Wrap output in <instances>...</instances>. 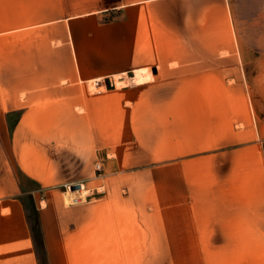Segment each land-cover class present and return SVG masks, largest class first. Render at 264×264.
<instances>
[{
	"label": "rangeland",
	"instance_id": "374dc122",
	"mask_svg": "<svg viewBox=\"0 0 264 264\" xmlns=\"http://www.w3.org/2000/svg\"><path fill=\"white\" fill-rule=\"evenodd\" d=\"M258 44L264 0H0V142L15 174V122L51 106H73L90 163L54 197V220L48 199L23 196L39 264L40 210L61 228L54 264H264V199L245 196L226 155L258 132Z\"/></svg>",
	"mask_w": 264,
	"mask_h": 264
},
{
	"label": "crops",
	"instance_id": "0c3cea01",
	"mask_svg": "<svg viewBox=\"0 0 264 264\" xmlns=\"http://www.w3.org/2000/svg\"><path fill=\"white\" fill-rule=\"evenodd\" d=\"M258 49V66L254 75L256 77H253L255 89L252 94V101L257 103L258 109V132L256 135L254 130L245 129V140L226 155L230 154L228 159L231 160V169L235 161L236 166H243L241 183L245 196L264 199V124L260 121L264 119V110H261L264 104V49L260 44ZM152 79L149 68L136 72L137 83H146ZM127 81L122 76L112 79L116 86H124ZM66 109L62 114H59L56 106L24 111L15 122L11 147L20 177L15 174L0 142V264H39L23 202L24 195L34 196L37 206L40 196L48 199L49 206L46 208H49L50 219L54 220L57 217L53 210L54 197L59 191L75 182L89 180L90 163L78 160L83 147L80 148L75 141L74 108L70 106L69 110ZM67 196L71 202H81L86 198V191L82 186L77 191H70ZM40 221L49 263L54 264L52 248L61 245L56 235L61 228L55 221L48 224L47 211L40 210ZM84 230L88 228L81 229ZM82 240L76 239L74 245L81 247Z\"/></svg>",
	"mask_w": 264,
	"mask_h": 264
},
{
	"label": "trees",
	"instance_id": "16d2710c",
	"mask_svg": "<svg viewBox=\"0 0 264 264\" xmlns=\"http://www.w3.org/2000/svg\"><path fill=\"white\" fill-rule=\"evenodd\" d=\"M37 227L39 229V233H40V237H41V244H42V247L44 248V241H43V237H42V234H41V227H40V220H39V217L37 218ZM32 232H33V237L35 239V242L37 243L38 245V239H37V236H36V232L32 229Z\"/></svg>",
	"mask_w": 264,
	"mask_h": 264
},
{
	"label": "built area",
	"instance_id": "2783aa9c",
	"mask_svg": "<svg viewBox=\"0 0 264 264\" xmlns=\"http://www.w3.org/2000/svg\"><path fill=\"white\" fill-rule=\"evenodd\" d=\"M97 169H98V170H100V169H101L100 165H97Z\"/></svg>",
	"mask_w": 264,
	"mask_h": 264
}]
</instances>
